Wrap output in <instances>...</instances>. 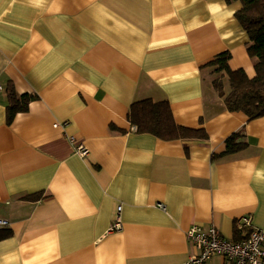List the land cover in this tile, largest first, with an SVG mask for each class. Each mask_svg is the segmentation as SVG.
<instances>
[{"label":"crops","instance_id":"1","mask_svg":"<svg viewBox=\"0 0 264 264\" xmlns=\"http://www.w3.org/2000/svg\"><path fill=\"white\" fill-rule=\"evenodd\" d=\"M241 7L0 0V229L12 232L0 264H185L193 225L228 240L241 217L264 227V115L228 110L215 85L228 94V76L209 65L229 52L230 69L256 76ZM11 83L38 98L8 122ZM144 99L208 138L138 132L130 109ZM233 135L246 147L226 154Z\"/></svg>","mask_w":264,"mask_h":264},{"label":"trees","instance_id":"2","mask_svg":"<svg viewBox=\"0 0 264 264\" xmlns=\"http://www.w3.org/2000/svg\"><path fill=\"white\" fill-rule=\"evenodd\" d=\"M227 3L240 1L242 7L235 14L249 36L248 52L255 60L256 76L249 78L244 70H232L228 66L229 52H224L209 65L214 66L217 72L228 76L231 90L224 93L223 84L219 80L215 85L225 97V104L230 111L245 112L250 118L264 115V0H226ZM8 93V122L16 114L26 112L30 104L38 97L25 93L18 95L11 83L7 88ZM130 122L137 126L140 133L152 134L164 140L176 139H207L208 134L202 128L191 129L178 125L173 117L168 101L155 102L152 99L136 101L132 104L129 115ZM236 135L227 140L226 154L238 152L246 144L236 143ZM11 230L0 229V240L10 237Z\"/></svg>","mask_w":264,"mask_h":264},{"label":"built area","instance_id":"3","mask_svg":"<svg viewBox=\"0 0 264 264\" xmlns=\"http://www.w3.org/2000/svg\"><path fill=\"white\" fill-rule=\"evenodd\" d=\"M76 150L81 156H86L89 153L88 148L83 144L77 145ZM121 210L122 206H119V214ZM8 224L7 220L0 219V227ZM121 228L122 222L118 216L112 230ZM236 228L240 232L241 238L228 240L214 225L209 228L193 225L187 231V238L197 253L191 256L185 264H205L216 255L224 257L228 264H264V227L254 226L252 218L244 216L238 219Z\"/></svg>","mask_w":264,"mask_h":264},{"label":"rangeland","instance_id":"4","mask_svg":"<svg viewBox=\"0 0 264 264\" xmlns=\"http://www.w3.org/2000/svg\"><path fill=\"white\" fill-rule=\"evenodd\" d=\"M219 80V79H218ZM221 81V80H220ZM222 84H223V89H224V81H222Z\"/></svg>","mask_w":264,"mask_h":264}]
</instances>
